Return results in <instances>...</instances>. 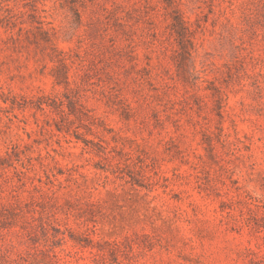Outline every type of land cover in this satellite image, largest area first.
<instances>
[{
    "label": "rangeland",
    "instance_id": "1",
    "mask_svg": "<svg viewBox=\"0 0 264 264\" xmlns=\"http://www.w3.org/2000/svg\"><path fill=\"white\" fill-rule=\"evenodd\" d=\"M0 264H264V0H0Z\"/></svg>",
    "mask_w": 264,
    "mask_h": 264
}]
</instances>
